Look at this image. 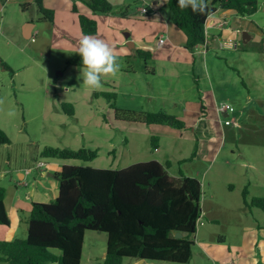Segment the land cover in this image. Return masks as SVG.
I'll return each instance as SVG.
<instances>
[{
	"label": "rangeland",
	"instance_id": "1",
	"mask_svg": "<svg viewBox=\"0 0 264 264\" xmlns=\"http://www.w3.org/2000/svg\"><path fill=\"white\" fill-rule=\"evenodd\" d=\"M121 1L110 0L114 7ZM147 1L152 7L167 9L162 0ZM73 3L77 13L72 10ZM126 3L127 14L118 13L116 19L121 39L131 32L139 35L137 44L154 45L159 31L156 24L148 23L151 10L147 16L140 15L141 7L148 9L150 3ZM1 4L0 60L9 68L0 62V128L10 137L11 145H0V184L9 189L19 181L17 173L11 178L3 171L9 165L6 155L12 167L31 168L27 181L36 178L41 169L38 162L50 161L40 156L45 146L97 150L92 161L54 159L42 166L53 175L64 164L120 169L140 161H169L170 175L195 177L201 183V223L192 237V257L186 264H264V211L251 205L252 198H264V0H258L256 13L247 18L253 26L248 29L251 40L243 42L238 33L226 35L223 40H231L237 47H221L218 52L210 49L205 54L198 100L188 101L187 110L175 114L185 123L181 129L116 120L109 100L97 94L116 92L114 102L120 109L162 111L158 103L140 95L149 87L151 91L161 88L164 78L157 76L147 85L143 75H124L126 67L138 69L134 59L118 56L120 70L115 76L104 77L98 90L83 83L79 75L82 67L67 64L83 38L77 14L91 13L82 0H42L43 7L53 11L52 20L39 12L33 0H1ZM26 21L36 24L28 39L22 34ZM102 21L92 37L109 44L112 41ZM119 22L128 28L119 27ZM189 80L183 78V90ZM63 102L72 104L73 115L63 111ZM223 104L233 108L228 117L218 111ZM225 119L232 121L225 124ZM152 136L157 137V148L151 144ZM16 189L28 194L25 186ZM47 199L53 201L55 196ZM106 240V233L87 230L81 264H102ZM134 260L124 257L122 264ZM143 264L180 263L145 260Z\"/></svg>",
	"mask_w": 264,
	"mask_h": 264
},
{
	"label": "trees",
	"instance_id": "2",
	"mask_svg": "<svg viewBox=\"0 0 264 264\" xmlns=\"http://www.w3.org/2000/svg\"><path fill=\"white\" fill-rule=\"evenodd\" d=\"M5 1V0H3ZM49 20L53 11L43 7L42 0H33ZM94 14L114 13L109 0H82ZM172 24L184 35V47L193 52L206 40L205 24L218 7L226 8L240 18L256 13L258 0H207L203 13L181 9L178 0H167ZM26 7V6H25ZM23 7V8H25ZM147 9V8H146ZM73 12H78L75 4ZM151 8L148 7L146 16ZM124 14V13H122ZM83 36L97 32V22L85 13H78ZM147 60L150 51L137 50ZM5 69L8 65L0 61ZM69 66L83 67L78 50L68 57ZM109 100L115 119L146 125H168L178 129L185 123L166 111L134 112L115 105L116 92H100ZM111 100V101H110ZM68 115L74 114L71 103L61 104ZM10 137L0 128V145L10 144ZM152 146L158 147L152 136ZM43 159L92 161L97 150L45 146ZM170 162L140 161L120 169L89 165H62L54 177L58 194L53 201L32 202L26 220L24 238L0 241V261L8 264H81L85 232L95 230L107 235L102 264H122L123 258L186 264L192 257L193 239L202 215L201 183L195 177H174L167 172ZM5 187L0 184V224L8 225L5 209ZM247 189L243 190L245 200ZM251 205L264 211V198L255 197ZM180 232L182 237H175Z\"/></svg>",
	"mask_w": 264,
	"mask_h": 264
},
{
	"label": "crops",
	"instance_id": "3",
	"mask_svg": "<svg viewBox=\"0 0 264 264\" xmlns=\"http://www.w3.org/2000/svg\"><path fill=\"white\" fill-rule=\"evenodd\" d=\"M144 1L146 4L150 3V5L147 4V6L151 8V13L149 11L151 15L148 16L151 20H149L148 23H154L158 26V39L163 38L164 40L161 45H158V39L154 42V45L142 42L141 44H137L139 35L135 33V35L132 36L131 32L124 34L125 39H121L116 19H118V13L127 14L128 4L126 0H122L121 3H119L121 4L120 6H113L114 13L94 14L91 12L85 14L92 18L95 17L94 19H96L97 25L101 19L103 20V25L105 24L104 31L112 41L109 42V44L112 46L117 56H123L137 61L138 69L126 67L124 69V75L134 77L143 75L147 85L157 76L164 78L165 83L161 88L151 91L152 88L146 86V88L149 87L148 91L141 93L140 96L149 100L150 103H158L160 105L158 110L166 112L171 110L175 115L178 111L187 110L188 101L191 102L192 100L196 103L198 100V82L201 78L203 79L205 77V74H201V72H203L202 62L204 57H206L205 54H207L210 49L218 52L221 49L219 47V41L223 40L226 35L230 37L235 33L242 34V31H245L250 36L248 29L253 28V26L250 22H247V18H240L234 15L232 11L223 7H218L209 18V21L211 22L213 20L215 24L213 25V21L210 23L212 26H210L209 29L212 31H210L208 37L206 36L205 48L199 46L193 52H190L184 47V35L170 20L167 0H162L163 4L165 3V5H167V9L166 7L162 9L152 7L151 1ZM2 8L3 6L0 0V10H2ZM157 19L160 21H157ZM221 21H225L222 27L216 25L217 22ZM122 24L124 25L123 28H128L126 24L121 22H119L118 26L120 27ZM35 25L33 21H26L23 24L22 34L24 38L28 39L32 36ZM240 28H242V31H239ZM81 37L84 36L82 35ZM114 37L117 40H115ZM250 38L252 37L250 36ZM139 49L150 51L151 55L147 60L142 59V57L137 54V50ZM187 77L190 79L189 86L186 87L187 90H183L185 86L183 78ZM224 117H227L226 113ZM8 145H11V142ZM8 156L9 155H6V160L9 165H7V170L3 169V171L10 174L11 178L13 172L17 173L19 181L16 182L14 188H5L4 204L9 217V224H0V241L17 238L18 234L21 235V237L18 238H24L27 234L26 220L31 210L32 202H47V198H51L52 196L56 197L58 194V181L48 169L42 168V166L45 167L49 165V163H52L51 161L54 159H49L50 161L48 162L40 160L37 166L41 168L38 169V176L29 182L27 178H29L32 173L31 168L25 165H15L12 167L9 160L10 156L9 158ZM44 160L48 159L45 158ZM58 163L59 162H56L54 164L56 165ZM17 186L27 187L28 194L24 195L23 192L16 189ZM144 262V260L135 259L132 264H143Z\"/></svg>",
	"mask_w": 264,
	"mask_h": 264
},
{
	"label": "clouds",
	"instance_id": "4",
	"mask_svg": "<svg viewBox=\"0 0 264 264\" xmlns=\"http://www.w3.org/2000/svg\"><path fill=\"white\" fill-rule=\"evenodd\" d=\"M178 5L181 9L190 8L193 13H203L207 9V0H178ZM78 55L83 65L79 75L83 83L93 90L100 89L104 77L115 76L121 67L112 46L92 36L85 35L80 40Z\"/></svg>",
	"mask_w": 264,
	"mask_h": 264
},
{
	"label": "built area",
	"instance_id": "5",
	"mask_svg": "<svg viewBox=\"0 0 264 264\" xmlns=\"http://www.w3.org/2000/svg\"><path fill=\"white\" fill-rule=\"evenodd\" d=\"M147 12V9H146V7H142L141 9H140V15L141 16H144V14ZM210 18V16L209 17H207V19H206V26H205V31H206V36H207V28H209L210 26H212V24H210V23H212V21L210 22L209 19ZM215 23H214V21H213V25H214ZM225 24V21H221V22H217L216 23V25H218L219 27H222L223 25ZM209 34V33H208ZM210 35V34H209ZM163 38H159L158 39V45H161V44H163ZM219 47L221 48V47H223V48H229V49H232V48H235V47H237V43L235 44V43H233L231 40H224V41H222V40H220L219 41ZM206 44V40H205V43H204V45ZM204 45H202V47L203 48H205V46ZM207 46V45H206ZM197 47H199V46H197ZM196 47V48H197ZM195 48V49H196ZM222 49V48H221ZM218 111L219 112H221V113H226L227 114V116H228V114H229V112H232L233 111V108L231 107V106H229L228 104H223V105H221V106H219L218 107ZM232 120H229V119H225V124H229L230 122H231Z\"/></svg>",
	"mask_w": 264,
	"mask_h": 264
},
{
	"label": "water",
	"instance_id": "6",
	"mask_svg": "<svg viewBox=\"0 0 264 264\" xmlns=\"http://www.w3.org/2000/svg\"><path fill=\"white\" fill-rule=\"evenodd\" d=\"M249 38H250V36L247 34V32H242V40H243V42H247V40H249ZM224 116H225V114H224ZM183 236V234L182 233H180V232H176L175 233V237H177V238H180V237H182Z\"/></svg>",
	"mask_w": 264,
	"mask_h": 264
}]
</instances>
